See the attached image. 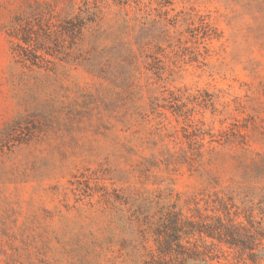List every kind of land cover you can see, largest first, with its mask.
Segmentation results:
<instances>
[{
	"label": "rangeland",
	"instance_id": "374dc122",
	"mask_svg": "<svg viewBox=\"0 0 264 264\" xmlns=\"http://www.w3.org/2000/svg\"><path fill=\"white\" fill-rule=\"evenodd\" d=\"M36 1L62 9L81 0H0V264L131 262L121 254L135 244H96L105 222L89 202L102 186L186 197L264 185V0H143L176 23L170 35L150 37L162 62L140 57L133 75L124 66L117 82L81 65L47 71L18 62L7 25ZM188 110L205 149L214 146L194 165L183 162L188 145L180 142ZM175 129L179 139L168 136ZM81 233L84 244H76ZM262 249L251 258L221 244L210 264H264Z\"/></svg>",
	"mask_w": 264,
	"mask_h": 264
},
{
	"label": "trees",
	"instance_id": "16d2710c",
	"mask_svg": "<svg viewBox=\"0 0 264 264\" xmlns=\"http://www.w3.org/2000/svg\"><path fill=\"white\" fill-rule=\"evenodd\" d=\"M170 20L168 12L143 0H81L62 9L51 2L36 1L14 14L7 34L14 57L29 67L56 71L61 63L81 65L95 76L117 82L123 79L119 71L124 66L128 65L133 75L140 57L162 62L157 56L162 46L153 44L150 37L156 30L170 35L168 26L176 23ZM202 29L203 37H214L215 32L204 20ZM112 35L118 41L107 46L105 41ZM117 46L118 56L116 50L113 52ZM153 107L157 117H162L160 105L155 103ZM170 107L178 109L173 108L179 117V104ZM188 112L180 114L189 123L182 127L185 140L180 142L188 145L183 162L194 165L212 153L214 146L205 149V132ZM157 124L162 130V122ZM178 133L175 129L168 136L179 139ZM214 141L212 138L209 143ZM229 141L226 137L224 143ZM101 189L96 203L89 202L105 222L104 238L96 244H135L130 253L121 254L130 255L131 262L123 259L122 264H210L220 258L221 244L251 258L263 250L264 185L245 183L214 191L204 188L186 197L181 193L165 197L104 186ZM86 195L93 197L90 192ZM97 204L99 208H94ZM71 208L77 210L75 205ZM84 240V236L76 238V244H84ZM151 242L156 248L147 250Z\"/></svg>",
	"mask_w": 264,
	"mask_h": 264
}]
</instances>
